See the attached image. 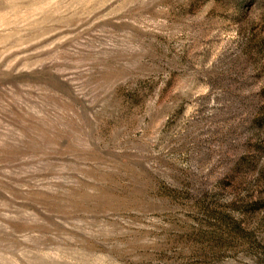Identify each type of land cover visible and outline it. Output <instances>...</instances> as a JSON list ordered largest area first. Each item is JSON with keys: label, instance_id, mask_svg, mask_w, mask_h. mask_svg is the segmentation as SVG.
Masks as SVG:
<instances>
[{"label": "rangeland", "instance_id": "obj_1", "mask_svg": "<svg viewBox=\"0 0 264 264\" xmlns=\"http://www.w3.org/2000/svg\"><path fill=\"white\" fill-rule=\"evenodd\" d=\"M0 264H264V0H0Z\"/></svg>", "mask_w": 264, "mask_h": 264}]
</instances>
